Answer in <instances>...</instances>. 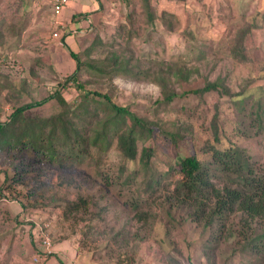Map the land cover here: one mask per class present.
I'll return each mask as SVG.
<instances>
[{"label":"rangeland","instance_id":"1","mask_svg":"<svg viewBox=\"0 0 264 264\" xmlns=\"http://www.w3.org/2000/svg\"><path fill=\"white\" fill-rule=\"evenodd\" d=\"M98 1L105 17L97 18V26L92 18L91 28L95 29L89 37L76 41L75 54L81 62L79 81L88 90L108 93L116 103L129 105L134 111L139 107L144 113L162 97L156 76L183 59L190 60L182 66L193 74L182 86L173 81L172 88L179 94L207 82L224 83L234 94L246 87V81L256 79L236 102L216 92L207 93L202 100L192 95L193 111L189 114L179 108L183 101L174 103L175 116L181 122H193L195 130L178 147L162 135L150 142L157 150L154 168L164 187L173 179L165 173L172 163L194 153L202 160L209 157L208 146L214 143L210 122L216 103L221 105L223 123L220 147L236 144L252 162L264 165V124L260 129L256 114L260 103L264 116V28L254 29L244 42V51L235 48L239 29L264 24V0H154L157 11L163 13L156 28L146 22L138 0ZM95 30L104 39L117 33L111 52L139 66L138 80L132 76L111 80L94 73L92 62L107 58L109 53L107 45L86 51L94 42ZM54 31L47 0H0V122L15 106L47 98L77 70L71 48L63 47V51L59 42L52 41ZM191 33L195 40L189 37ZM65 94L69 99L77 97L75 91ZM95 108L92 111L102 116ZM58 111L56 102L51 101L33 114L48 117ZM123 122L129 126L128 118ZM97 155L95 152L83 164H67L66 168L34 159L26 175L10 184L6 175L0 174V189L8 195L0 202L4 245L0 264H34V255L43 251L39 243L42 233L53 240V252L45 264H119L127 258H132L133 264H259L264 257L244 249L249 233L240 225L242 213H235L226 223L227 229H232L228 236L233 235L226 238L224 229L220 243L215 245L211 239L220 229L217 221L195 224L187 219L186 211L169 214L162 206L167 191L159 193L161 199L154 202L149 194H140L144 172L139 160L130 163L123 174L116 145L100 163ZM4 170L15 174L12 168ZM104 173L110 175V185ZM130 174L137 175L136 181L132 177L125 185ZM8 185L9 190L5 189ZM81 199L87 202L86 208L75 212L67 208ZM137 202L140 208L135 211ZM142 211L148 215L141 220L138 216ZM45 221L51 225L46 231L41 224ZM254 227L256 235L264 231V223Z\"/></svg>","mask_w":264,"mask_h":264},{"label":"trees","instance_id":"2","mask_svg":"<svg viewBox=\"0 0 264 264\" xmlns=\"http://www.w3.org/2000/svg\"><path fill=\"white\" fill-rule=\"evenodd\" d=\"M138 2L143 8L146 22L156 28L157 18H161L163 13L157 11L154 0H138ZM258 27L264 28V24L258 26L254 23L239 29L235 46L238 51H244L245 40L249 39L254 29ZM133 32L136 33L135 30ZM94 34V42L86 49L87 52H93L98 46H109L107 58L92 62L90 68L94 73L102 77L110 76L111 80L120 76L125 78L132 76L133 79L138 80L137 77L141 76L139 66L131 65V60H121L111 52L117 43L115 40L117 33L108 39H104L97 30ZM189 37L195 40L192 33ZM72 57L78 63V68L71 77L60 83L57 89H53L47 98L15 106L7 119L0 122V174L6 175V182L10 184L20 181L34 159L66 168L67 164L73 166L83 164L97 152V157H100L97 161L100 163L116 145L122 159L119 167L121 173L125 174L130 163L137 160L140 162L144 172L141 183L143 190L140 194L144 192L149 194L154 202L161 199L159 193L167 191L162 206L168 208L169 214L172 215L178 210L186 211L187 219L195 224L203 222L212 225L217 221L220 229L211 239L213 243L216 242L215 245L220 243L224 229L227 230L226 238L233 235L229 233L228 236L227 232L232 229H227L226 223L235 213H242L240 225L242 228H247L249 233V241L244 249L249 248L256 256H264V231L256 235L257 228L254 227L264 223V165L260 166L252 162L236 144L230 142L228 147H220L223 127L220 103L214 105L210 122L214 143L208 146L209 157L202 160L194 153L180 158L177 163H172L165 171L166 176L173 177L169 187H164L162 178L155 171L154 158L157 150L150 144L157 139V136L162 135L178 147L183 140L188 139L189 135H194L193 122L187 124L175 116L174 103L177 104L178 100L183 101L179 108L186 114L193 111L191 108L193 103L189 100V96L192 95L202 100L207 93L216 92L221 96H229L230 102H236L235 99L243 96L245 90L253 85L256 79L246 81V87L234 94L220 82H207L203 87L179 94L172 88L173 81L182 86L183 83L191 81L193 74L191 69L182 66L190 60L183 59L180 63H176L175 67L171 64L170 71H162L156 76L155 82L161 88L162 97L152 102L151 107L147 106V110L141 113L139 107L134 111L129 105L122 106L116 103L108 93L86 89L79 81V68H81L79 56L72 54ZM174 68L178 71H171ZM144 74L145 78H148V72ZM65 91H75L77 97L69 99ZM51 101L56 102L58 112L48 117L33 114L35 110ZM94 107L97 111H102L103 115L94 113L92 111ZM261 109L262 105L258 103L256 114L260 129L264 124ZM125 118L130 122L128 127L123 122ZM5 167L15 170V174H7L5 170L3 171ZM103 176L110 185L112 182L110 175L104 173ZM136 176L130 174L125 185L132 181V177L136 181ZM10 188L11 185H8L5 189ZM7 196L6 190L1 188L0 202L7 200ZM86 205L87 202L81 199L79 202L71 203L67 208L75 212L86 208ZM139 206L138 202L135 203L134 210L138 211ZM20 212H23L22 207ZM147 215L142 211L138 217L142 220ZM22 216L26 217L25 213H22ZM45 222H41L43 227ZM262 229L264 230V227ZM46 230L44 228V231ZM2 243L0 236V249L4 246ZM39 243L42 244V237L39 238ZM259 260L262 264L264 257ZM119 264H133L132 258L121 260Z\"/></svg>","mask_w":264,"mask_h":264},{"label":"crops","instance_id":"3","mask_svg":"<svg viewBox=\"0 0 264 264\" xmlns=\"http://www.w3.org/2000/svg\"><path fill=\"white\" fill-rule=\"evenodd\" d=\"M261 2L263 3L264 1ZM50 4V1L47 0L52 18V26L55 27L51 39L52 41L59 42L62 47L58 48H62L63 51V47L67 49L71 48L69 52L72 57V54H75L77 50V39L80 37H89L90 31L95 29L91 28L93 25L92 18H94L95 24L97 18L105 17L100 12V2L98 0H70L68 5L64 7L62 13L58 16L54 14L53 8L51 7L52 5ZM97 25L98 23L95 24V26ZM54 33H58V37H54ZM75 44L76 46L73 47ZM92 44L91 42L89 46ZM61 54L64 55L63 53H60V55ZM76 64L78 68V63L76 62Z\"/></svg>","mask_w":264,"mask_h":264},{"label":"built area","instance_id":"4","mask_svg":"<svg viewBox=\"0 0 264 264\" xmlns=\"http://www.w3.org/2000/svg\"><path fill=\"white\" fill-rule=\"evenodd\" d=\"M53 12L56 16L60 15L66 5H68L70 0H49ZM54 37H58V33H54ZM49 222L44 223V228L48 229L50 227ZM42 244L41 246L43 247V251L38 252L34 255L33 257V263L34 264H45L48 257L52 254L53 252V240L50 237V235L42 233Z\"/></svg>","mask_w":264,"mask_h":264}]
</instances>
